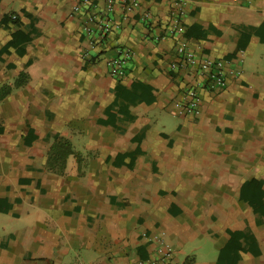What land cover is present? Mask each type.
<instances>
[{
	"label": "crops",
	"instance_id": "0c3cea01",
	"mask_svg": "<svg viewBox=\"0 0 264 264\" xmlns=\"http://www.w3.org/2000/svg\"><path fill=\"white\" fill-rule=\"evenodd\" d=\"M75 4L0 0V264H144L159 239L171 264H264V213L243 195L264 191V0ZM181 8L192 48L242 70L226 87L172 69ZM91 12L120 28L87 36ZM190 86L196 114L177 106ZM59 137L82 153L63 174L47 166Z\"/></svg>",
	"mask_w": 264,
	"mask_h": 264
},
{
	"label": "built area",
	"instance_id": "2783aa9c",
	"mask_svg": "<svg viewBox=\"0 0 264 264\" xmlns=\"http://www.w3.org/2000/svg\"><path fill=\"white\" fill-rule=\"evenodd\" d=\"M105 2V10L113 12L119 5L125 12H133L140 7V0H76L74 10L81 12L83 9H95L100 2ZM182 8L175 13L168 26V33L181 36L176 44L177 52L182 56L181 60L174 61L171 64L173 70L180 68L197 69L201 76L205 77L204 86L210 91L222 89L227 86L230 75L242 73L241 69L233 66V61L227 58H214L210 56H201L199 52L192 48L190 41L185 36L186 26L182 20ZM13 18L17 14L12 15ZM96 27L99 31V37L105 38L113 31V28H120V23H112L110 20H102L97 12H91L84 21L83 31L87 36L94 37ZM132 49L126 46L119 48V55L109 60L110 71L113 76L121 77L126 73L127 64L133 58ZM203 97L197 87L190 86L178 101L179 111L187 114H196L200 111ZM175 247L164 239H159L157 256L150 257L144 264H171Z\"/></svg>",
	"mask_w": 264,
	"mask_h": 264
},
{
	"label": "trees",
	"instance_id": "16d2710c",
	"mask_svg": "<svg viewBox=\"0 0 264 264\" xmlns=\"http://www.w3.org/2000/svg\"><path fill=\"white\" fill-rule=\"evenodd\" d=\"M17 18L18 15L16 18H13V20H16ZM71 155H76L79 162L82 161V153L80 151L75 150L71 140L65 137H59L53 143L49 151V158L47 162L49 170L63 174L67 167L68 158ZM257 186H260V191L262 193L259 194L258 199L256 191L253 192V189H257ZM261 188L262 184L259 180L254 179L251 181H247L243 186V195L247 197L251 203H257V210H260L264 213V191L261 190Z\"/></svg>",
	"mask_w": 264,
	"mask_h": 264
}]
</instances>
